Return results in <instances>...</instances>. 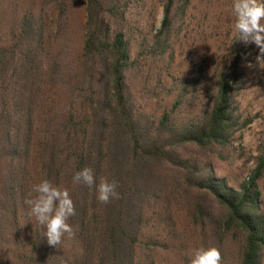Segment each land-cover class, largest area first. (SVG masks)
Listing matches in <instances>:
<instances>
[{
    "label": "trees",
    "instance_id": "16d2710c",
    "mask_svg": "<svg viewBox=\"0 0 264 264\" xmlns=\"http://www.w3.org/2000/svg\"><path fill=\"white\" fill-rule=\"evenodd\" d=\"M77 1L0 0V264H157L160 247H169L157 237L171 221V197L187 187L225 210L208 232L215 233L204 237L206 248L214 246L217 234L236 231L241 264H260L264 149L238 187L216 176L209 162L211 155L223 159L235 127L247 124L236 117L234 97L243 67L253 58L252 46L237 40L236 56L214 73L208 104L198 118L178 117L181 100L152 121L137 114L127 84L135 67L131 12L142 3L145 11L146 3L83 0L76 29ZM175 1L164 2L162 27L144 38L143 53L166 57ZM79 33L80 53L72 60V38ZM206 74L201 70L193 82L183 78L181 85L199 90ZM189 147L197 148L196 160ZM84 167L93 169L97 181H118L121 198L103 205L94 188L73 184V175ZM43 179L67 188L76 205L70 220L76 238L57 247L26 214L30 188ZM192 213L202 226L211 225L199 201Z\"/></svg>",
    "mask_w": 264,
    "mask_h": 264
},
{
    "label": "rangeland",
    "instance_id": "374dc122",
    "mask_svg": "<svg viewBox=\"0 0 264 264\" xmlns=\"http://www.w3.org/2000/svg\"><path fill=\"white\" fill-rule=\"evenodd\" d=\"M140 1L145 2L147 8L143 11L142 3L138 8L133 6L131 12L129 28L133 44L130 62H134L135 67L127 73L128 91L137 114L158 121L165 111L171 110L177 101L182 100L183 103L176 111L179 113L178 117L182 120L198 118L208 104V90L214 73L229 67L236 56L238 41L233 27V0H189L188 7L187 0H176L173 11L176 21L171 47L165 58L143 53L141 46L144 38L156 31V17L163 12L166 0ZM75 12L76 29H79L78 24L84 13L83 0L77 1ZM135 26L143 34L137 28L135 30ZM81 38L80 33L72 38V60L80 53ZM239 42L245 45L242 41ZM248 46L253 48V58L243 67V83L234 97L236 117L241 124H247L235 127L230 145L223 150V159L215 155H211L212 159H209L216 176L227 179L235 187L249 177L256 166V158L264 149V61L257 60L260 53L254 43ZM201 70L207 73L202 88L197 90L196 86L188 88L181 85L183 78L193 82ZM196 149L188 148L194 160L199 156ZM199 160L205 161L202 157ZM259 187L264 213V179ZM197 201L207 208L211 225L202 226V221H197L193 216L192 205ZM169 211L170 214L167 215L171 221H168L167 231L157 237L159 242L169 244V247H160L157 264H189V256L194 249L206 248L204 237L215 233L208 234L211 228L216 229L215 224L224 217L225 210L212 198L198 195L196 189L187 187V190L182 189L171 197ZM239 238L241 235L236 231L222 237L217 234L213 247L220 250L223 264H241Z\"/></svg>",
    "mask_w": 264,
    "mask_h": 264
},
{
    "label": "clouds",
    "instance_id": "9594fccd",
    "mask_svg": "<svg viewBox=\"0 0 264 264\" xmlns=\"http://www.w3.org/2000/svg\"><path fill=\"white\" fill-rule=\"evenodd\" d=\"M232 14L237 40L245 45L254 43L260 53L257 60L264 61V0H233ZM163 18L161 11L156 17L155 30L162 27ZM72 183L94 188L97 201L103 205L121 198L118 181L106 177L97 181L93 169L89 167L75 172ZM24 204L27 216L44 229L43 235L50 246L57 247L65 239L76 238L77 229L70 223L71 218L76 215V205L67 188L43 179L31 186ZM189 264H223V258L216 247H200L192 251ZM260 264H264V256L261 257Z\"/></svg>",
    "mask_w": 264,
    "mask_h": 264
}]
</instances>
